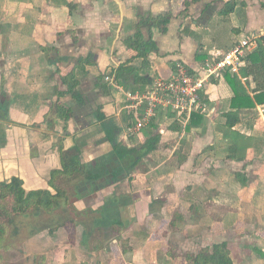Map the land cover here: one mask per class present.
Instances as JSON below:
<instances>
[{
	"label": "crops",
	"instance_id": "obj_1",
	"mask_svg": "<svg viewBox=\"0 0 264 264\" xmlns=\"http://www.w3.org/2000/svg\"><path fill=\"white\" fill-rule=\"evenodd\" d=\"M263 4L0 0V101L2 94L8 98L5 111L0 109L5 113L0 183L19 178L28 191L54 192L51 174L62 170L61 152L74 147L81 150L83 165H95L113 151L100 115L119 130L118 141L128 148L142 147L145 132L161 136L131 181L75 202L83 216L119 202L105 213L119 226L73 219L2 253L0 264H192L187 256L203 250L233 264H264V73H252L256 49L240 72L231 74L241 83L238 93L255 102L252 110L233 108L236 91L225 78L207 84L206 112L196 113L195 126L190 127L193 116L184 121L161 111L151 126L132 132L134 115L125 109L132 88L145 92L155 80L169 78L177 63L199 70L213 49L229 51L246 38L264 37ZM150 13H170L173 19L167 32L153 30L158 49L140 57L125 42ZM141 32L148 40V28ZM122 66L127 89L115 81ZM73 71L79 86L70 94L64 78ZM136 77L147 83L133 87ZM55 105L70 109L72 117L50 126L46 116ZM230 114L239 118L231 129ZM234 147L247 151L232 159Z\"/></svg>",
	"mask_w": 264,
	"mask_h": 264
},
{
	"label": "trees",
	"instance_id": "obj_2",
	"mask_svg": "<svg viewBox=\"0 0 264 264\" xmlns=\"http://www.w3.org/2000/svg\"><path fill=\"white\" fill-rule=\"evenodd\" d=\"M198 0H193L197 2ZM264 8V4H263ZM173 19L172 14L166 13L155 16L148 14L143 22L140 23L137 28L136 35L126 40V46L138 53L140 57H147L151 53L155 52L158 47L153 41V30L160 29L163 33L167 32L168 26ZM142 28H148L149 39L145 40L141 32ZM257 48L251 55L250 61L254 66H257L255 73H264V37L256 40ZM89 59L85 60V64L89 63ZM81 61V60H79ZM81 63V62H80ZM125 67H120L115 71V81L127 89L126 84L121 79L122 73L126 72ZM224 78L236 91V97L232 101L233 108L238 111L252 110L256 104L250 96L240 95L238 93V85H241L237 77L232 76L230 73H226ZM64 82L68 84L69 93H73L79 83L75 78V71L69 76L64 78ZM146 79L136 77L134 86L145 84ZM102 90H107L108 86H102ZM132 93L143 92V89L132 88ZM2 100L0 101L1 111H5L8 103V98L5 94H2ZM79 102V99L77 98ZM81 101V100H80ZM261 100L256 98V102ZM100 115V114H98ZM72 117L70 109L55 105L51 112L46 116V122L53 126L57 119L69 120ZM200 117L197 114H193L192 124ZM0 118H5V113L0 112ZM100 121L105 122L107 129V138L113 146V151L109 155H106L97 163L89 166L82 164V153L78 147L65 152H61L62 170L53 171L51 174V180L49 182L50 190H36L28 191L24 188V182L19 178H13L11 181L0 183V256L2 253H7L12 246L9 243L10 238H20L25 234L28 237L22 239L24 242L26 239L36 236L41 231H49L50 233L56 232L59 228L64 226L67 222L72 221L74 216L78 213L73 206L76 201L88 196L91 191L96 192L98 190L107 189L111 186H116L122 181L128 179L132 180L137 167L142 163L152 152L156 151L159 147L161 136L160 134H150L151 132H145L147 137L146 143L139 148H128L118 141L119 130L116 127H112V122L104 115L99 116ZM237 115H228V127L231 129L238 121ZM110 127V129H109ZM234 142L236 139L234 138ZM247 149H240L234 147V153L231 154L232 159L239 158L238 152L246 153ZM69 185L73 186V193L69 194ZM11 202L14 205L9 208ZM117 202V201H116ZM114 200L109 202L105 208L98 211V215H93V223L98 226H105L108 223H113L114 226H119L115 221H111L105 213L110 209L115 208L116 203ZM122 202V201H121ZM123 204V202L121 203ZM72 206V207H71ZM75 210V212L73 211ZM6 217L7 220H4ZM187 260L192 264H233L229 258H222L215 255L210 250H203L198 255L189 254Z\"/></svg>",
	"mask_w": 264,
	"mask_h": 264
},
{
	"label": "built area",
	"instance_id": "obj_3",
	"mask_svg": "<svg viewBox=\"0 0 264 264\" xmlns=\"http://www.w3.org/2000/svg\"><path fill=\"white\" fill-rule=\"evenodd\" d=\"M255 38L236 43L229 51L213 49L199 70L177 63L173 74L149 85L145 92L128 93L126 110L134 115L132 132H141L154 123L161 111H171L180 120H190L196 113H205L203 92L213 79L226 73L238 74L247 63V56L257 48ZM108 82L112 78H106Z\"/></svg>",
	"mask_w": 264,
	"mask_h": 264
},
{
	"label": "rangeland",
	"instance_id": "obj_4",
	"mask_svg": "<svg viewBox=\"0 0 264 264\" xmlns=\"http://www.w3.org/2000/svg\"><path fill=\"white\" fill-rule=\"evenodd\" d=\"M68 189H69V194L71 195L72 193H73V186L72 185H69L68 187H67ZM6 204H9L8 206H9V208L10 207H12L14 204L13 203H9V202H7ZM72 207V206H71ZM73 208L75 209V207L73 206ZM76 210V209H75ZM75 210H73L74 212H75ZM94 216L95 215H98V214H93ZM93 215L92 214H90V215H87V216H83V215H81V214H76L75 216H74V219H76V223H81V224H89L91 221H93ZM3 219L4 220H7V218L6 217H3ZM0 220H2V218H0ZM41 232H44V231H41ZM41 232H39V233H41ZM38 233V234H39ZM37 234V235H38ZM26 237H28V234H25L24 236H22L21 238L22 239H25ZM22 239H20V238H10L9 239V243H11L12 244V246L14 245V247H15V249H18V248H20V246L22 245V243H23V241H22ZM4 255H6V254H4Z\"/></svg>",
	"mask_w": 264,
	"mask_h": 264
}]
</instances>
